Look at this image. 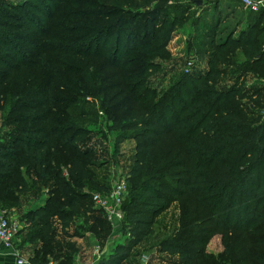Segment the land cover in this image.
<instances>
[{"label": "trees", "instance_id": "16d2710c", "mask_svg": "<svg viewBox=\"0 0 264 264\" xmlns=\"http://www.w3.org/2000/svg\"><path fill=\"white\" fill-rule=\"evenodd\" d=\"M150 4L95 0L85 13L72 10L85 5L76 0H0V105L3 122L16 125L0 142V209L41 201V188L50 187L45 204L25 218L33 264H76L80 249L71 240L90 224L91 193L111 191L98 180L99 150L85 147L97 135L116 151L123 140L136 142L125 222L159 217L174 193L182 230L163 245L182 263L208 264L192 243L193 230L209 226L234 233L222 256L227 264H264V118L252 110L264 111V9L238 23L231 34H240L218 46L207 70L193 66L158 96L153 72L164 63L151 58L169 59L177 21L159 20ZM228 76L236 84L221 88ZM100 119L115 140L98 128ZM88 232L109 235L107 218Z\"/></svg>", "mask_w": 264, "mask_h": 264}, {"label": "rangeland", "instance_id": "374dc122", "mask_svg": "<svg viewBox=\"0 0 264 264\" xmlns=\"http://www.w3.org/2000/svg\"><path fill=\"white\" fill-rule=\"evenodd\" d=\"M4 1L17 6L24 0ZM76 1L83 2L85 5L74 7L72 10H83L85 13L90 12V4L95 2V0ZM200 2V4H195L189 0H150V10H158L157 16L159 20L168 18L170 21H177V29L174 32L172 42L168 46L169 59L162 61L158 57L151 58L155 66H158L160 62L164 63L162 68L157 72H153V83L151 85L159 91L158 96L165 93L169 87L179 81L181 76L187 74L189 70H194L193 66L196 68V71H198L197 69L207 70V63L211 60L213 52L218 51V46L229 36L237 37L240 34V29L233 34L231 33L237 28L239 22L245 20L246 15L250 12L236 1L200 0ZM214 5H217L216 10L214 9ZM13 12L12 14L17 13V11ZM18 15H20V12ZM140 21L142 22L143 19L141 18ZM24 49L29 53L34 51L28 46H25ZM238 60L241 62L242 58ZM225 70L231 72L232 68H226ZM247 78V82L255 80L253 76ZM235 84L236 82L228 76L221 81V88H224V85H226L227 89L229 86L233 87ZM89 100L93 101L92 99ZM252 110L263 115L264 118V111L259 109ZM6 117L7 111L0 105V142L2 140L6 142L8 138H11L16 129V125H8L3 122ZM99 125H102L101 129L105 130L107 136H110V140H115L114 137L112 138L109 135L111 133L106 129V122L100 119L98 128ZM90 129H95V134H99L97 128L90 127ZM85 147L99 150L97 154L99 168L96 170L99 181L104 182L111 190L114 186L126 181L127 188H129L127 182L128 173L134 165L136 155V142L134 140H123L119 150L116 151L111 142L107 143L105 138L97 135L95 137L91 136L87 143H85ZM104 151L105 153L103 154L102 152ZM172 186L178 191L184 190L180 184L172 183ZM49 189L50 187L41 188L39 196H42V201L48 198ZM43 192H47V194ZM30 193L24 196L25 200L32 197ZM98 193L100 192L95 190L91 194L93 196ZM129 193L128 189L126 199ZM168 194L172 202L163 214L159 217L147 214L142 222L136 224L125 222L124 205L122 207L123 219L120 222L111 223L104 211L97 209L89 202L92 211L90 215L86 216L89 218L90 224L87 230L85 228L81 229L82 232L89 234L88 230L92 222L96 218L105 219V217L111 227V232L109 235H104L102 239H96L95 236L90 235L88 236V241L84 242L83 245H79L71 240V242L82 246L86 250V253H82L79 250V253L75 255L76 264H97L106 258L113 259L109 264H115L118 258L121 260L120 264H184L179 255L173 254L171 250H166L165 245H163V242L171 240L175 234L182 230V224L179 222L180 196L169 192ZM14 206L3 207L0 209V212H7L10 218L24 222L20 217V207ZM86 216L84 217V221H86ZM74 230L75 228L73 232ZM149 230L153 232H151L152 235L149 236V240L142 241L141 235L144 231L148 232ZM193 231L196 242L192 243V247H195L197 252L203 253L207 257L208 264H227V260L223 259L222 256L225 253L231 236L234 235L233 232H229L228 234H225L223 231L212 233V228L209 226H206L205 229L203 228L202 232L198 228H195ZM94 247H97L100 252L99 258L97 255L95 258L92 255ZM127 256L128 259L124 261Z\"/></svg>", "mask_w": 264, "mask_h": 264}, {"label": "built area", "instance_id": "2783aa9c", "mask_svg": "<svg viewBox=\"0 0 264 264\" xmlns=\"http://www.w3.org/2000/svg\"><path fill=\"white\" fill-rule=\"evenodd\" d=\"M243 8L259 13L264 9V0H236ZM126 182V181H125ZM123 182L112 188L107 194H94L93 202L94 206L104 211L111 223L120 222L123 219L122 207L126 200L128 188L126 183ZM23 230L22 223L18 220H14L9 217L8 213L2 212L0 214V245H3L7 249L13 250L14 241L18 238V235ZM17 264H33L32 262L21 257L19 253H14ZM96 255L100 256V252L97 250Z\"/></svg>", "mask_w": 264, "mask_h": 264}, {"label": "crops", "instance_id": "0c3cea01", "mask_svg": "<svg viewBox=\"0 0 264 264\" xmlns=\"http://www.w3.org/2000/svg\"><path fill=\"white\" fill-rule=\"evenodd\" d=\"M230 1H236V0H230ZM238 2V1H236ZM240 4V3H239ZM241 5V4H240ZM249 11V10H248ZM252 12V11H251ZM48 192V191H47ZM47 192H45L47 194ZM45 204L44 201H38L34 202V199L27 200L23 203V205L20 207V217L23 219L24 222L20 220V222L23 225V230L18 235V238L14 241L13 244V250L5 248L3 245H0V264H17V260L15 257V252L19 253L21 257L25 258L26 260L31 262V259L34 258V250L32 244H24V236L28 233L29 228L31 227V224H29L25 218L27 215V212L31 209H39L41 206ZM2 212H0L1 214ZM7 213V212H6ZM27 223V224H25ZM59 232L60 229H59ZM71 232L73 230L71 229ZM61 234V233H60ZM92 235L91 233H84L80 235L81 237L73 238L72 241H75L79 245H83L84 242L88 241V236ZM20 244V245H19ZM79 249L82 251V253H86L85 248H82V246H79ZM98 248L94 247V250L92 251V255L95 258ZM86 256V255H83ZM51 264H54L52 262Z\"/></svg>", "mask_w": 264, "mask_h": 264}, {"label": "water", "instance_id": "95a60500", "mask_svg": "<svg viewBox=\"0 0 264 264\" xmlns=\"http://www.w3.org/2000/svg\"><path fill=\"white\" fill-rule=\"evenodd\" d=\"M200 3H201V2H200ZM200 3H199V4H200Z\"/></svg>", "mask_w": 264, "mask_h": 264}]
</instances>
